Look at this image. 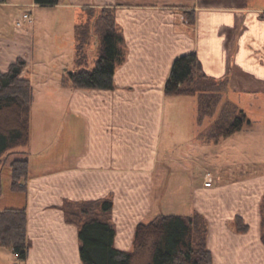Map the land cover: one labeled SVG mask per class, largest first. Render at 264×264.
Segmentation results:
<instances>
[{"label":"crops","instance_id":"crops-1","mask_svg":"<svg viewBox=\"0 0 264 264\" xmlns=\"http://www.w3.org/2000/svg\"><path fill=\"white\" fill-rule=\"evenodd\" d=\"M104 7L115 10L125 39L126 56L116 67L115 87L75 88L63 82V96L57 90L35 92L31 129L34 110L56 112L62 107L66 117L48 116L38 123L27 145L7 156L10 172L7 179L2 176L0 183V199L6 198L7 206L0 207V211L26 209L30 248L28 259L21 264H83L79 225L66 220V200L111 198L118 226L136 225L151 210L163 212L169 182L166 172L172 169L173 162L184 167L190 178L201 168L216 179L211 186H206L205 181L198 185L197 178L190 183L196 194L195 208L205 212L210 221L208 247L214 264H264V172L223 181V167H212L213 171L200 164L193 150L172 157L166 150L168 140L179 145L189 142L194 148L200 143L196 113L199 99L165 93L174 60L194 51L207 75L229 77L231 85L239 86L244 81L247 89L243 91L253 95H246L251 108L243 109L250 123L227 137L262 141L264 0H60L46 6L34 0H3L0 71H7L11 63L24 58L27 66L22 75L32 82L34 68L39 67L35 61L41 63L38 71L45 79L42 63L60 60L63 62L59 67L65 71L63 81L70 66L64 61H76V24ZM185 10L195 11V23H188ZM27 12L32 20L24 17ZM25 25H30L31 30L19 28ZM250 82L256 83L258 89H252ZM43 95L55 100L48 103ZM184 127L190 130L186 137H182ZM81 131L83 135L79 137ZM23 156L29 159V177L22 183L24 189L15 191L11 187L10 164ZM186 162L190 165H182ZM246 172L242 170L241 175ZM236 215L246 219L247 232H237L230 226ZM134 230L127 232L132 235ZM119 236L117 229L116 245L128 248L130 244ZM127 238L124 236V240ZM10 253L13 264V250L0 245V264H6Z\"/></svg>","mask_w":264,"mask_h":264},{"label":"trees","instance_id":"trees-1","mask_svg":"<svg viewBox=\"0 0 264 264\" xmlns=\"http://www.w3.org/2000/svg\"><path fill=\"white\" fill-rule=\"evenodd\" d=\"M3 0H0V2ZM46 6L60 0H34ZM189 24L195 23V11L185 10ZM94 31L100 34L99 56L92 67L88 47ZM76 64L66 74V82L75 88L113 89L118 64L126 56L123 30L116 20L115 10L104 7L95 16L81 19L75 27ZM27 66L24 58L0 71V161H7L10 152L29 143L31 110L35 92L29 78L23 76ZM222 88L230 89V79H217L206 74L198 54L194 51L178 56L165 83V93L195 95L199 99L201 116L210 115L218 104ZM228 110L216 119L208 137L218 141L241 131L250 119L239 106L230 101L223 105ZM12 190L24 189L29 177V159H15L11 164ZM69 222L79 225L80 258L83 264H132L139 253L149 250L150 264H214L213 253L207 245V220L203 214H159L148 222H140L135 230L132 250L116 245L117 228L112 213L114 201L104 198L95 201L64 202ZM264 227V198L262 201ZM237 223L239 231H246V222ZM28 215L25 208H6L0 211V245L10 247L16 255L13 264H21L29 256ZM264 240V230L262 233Z\"/></svg>","mask_w":264,"mask_h":264},{"label":"rangeland","instance_id":"rangeland-1","mask_svg":"<svg viewBox=\"0 0 264 264\" xmlns=\"http://www.w3.org/2000/svg\"><path fill=\"white\" fill-rule=\"evenodd\" d=\"M19 28L22 30L23 29L31 30L32 27L30 25H25L23 27L19 26ZM99 48H100V37L97 33H95L92 38V42L90 46L88 47L89 60L87 63H83L84 66L92 67L95 64V61L99 56ZM60 62H63V61L52 60V61H45L42 63L41 65L42 70L44 68L43 66H45V69H46L44 70V73L47 75V76L45 75V79H41V75H39L43 73L42 71H38V69H40L41 63L39 61L34 62V64L39 65V67L37 66L34 68L35 69L33 72L34 74L32 75V77L34 78L32 81L34 92H39V91L41 92L42 90H57L60 92L61 96H63L62 91L65 90V86H63L62 83L63 82L65 84H68V83L66 82V76H64V80L62 81V74L65 71H63V68L59 67V65L61 64ZM64 62H68V65H70L68 71L77 67L76 61H72V62L64 61ZM121 64L122 62L119 65ZM219 79H222V78H219ZM249 85L252 87V89H255V88L258 89L256 83L250 82ZM246 87L247 86L245 85V82L240 81L239 86L236 85L235 83H233L232 85L230 84V88H231L229 89L230 93L229 91L227 92L229 93L230 98L232 99V102H235L239 106V109L241 110L245 109L246 107L251 108L248 105L246 95L248 96L251 95V97H253V95L249 94V92L245 93L243 91V88L244 90L247 89ZM222 91H223V93L221 94L222 97L220 98L212 114L201 116L200 110H199V103H198V112L196 110V113H198V121L200 122V129H199V135H198L200 143L198 144V147H196L197 149L190 146L191 143L189 142H184L181 145H179L176 143H172L171 140H168L167 145H166V150L168 153H170L172 157L178 156L180 153L182 154L190 153L191 152L190 150H193V154H198V160L200 164L207 165L210 169H212L213 167L216 170L219 168L221 169V167H223L221 169L222 171L221 175H222L223 181H233V180L240 179L242 176L262 174L264 172V138L262 141H258V143H256L254 141L251 142L250 139L241 140L242 138H244L243 136L222 137L220 138L221 140L219 139L220 142L217 143L215 139H211L208 137L209 129L213 126L214 121L218 119L222 113L228 110V108L226 109L223 106L224 103L229 100L231 101V99L228 97L226 91L223 88H222ZM43 96H44L43 99L48 103L55 100L52 97H46L45 95ZM189 97L190 98H186V99H198L197 96L195 95L189 96ZM61 99L62 98H57L58 101ZM183 109H186V108H183ZM48 111L49 109L45 111L42 109L37 110V111L34 110L33 112V123L34 124L32 125V129H31L32 134L35 133L38 123L41 124L44 121H46L48 116L49 118L53 116L55 117V119H57L58 117L60 118L66 117L65 109L62 107L58 108L56 112H52V111L48 112ZM250 112H252L251 109H250ZM249 117L250 118L252 117L251 114H249ZM68 118H69V114L67 115V120ZM189 131L186 130L184 127L182 137L183 136L186 137V135L188 136V133H190ZM174 132H178V131L175 130ZM78 135L79 137H81V135H83V131L78 132ZM207 142H214V144L209 145L207 144ZM23 147L24 146H21L19 148H23ZM242 147H243V150H242ZM16 156L18 157V155ZM257 156H262L263 159H256ZM17 157H12V158H17ZM6 162L7 161L4 162L3 160L0 161V183H1L2 176H3V180L7 179V175L10 172L9 166L6 164ZM171 165H173L172 169L166 172L169 176V179L167 177V182L168 180L169 182H168V186H167L168 188H167V192H166V196L164 200L163 212L158 213V211L156 212L154 210H151L147 213L145 212V216L143 215L144 211L140 212V213H143L142 214L143 216H141L140 218V222H148L154 217H156L157 215L162 214V213L193 215L195 212H199L203 214L207 220L206 235H207V245H208V239H209L210 227H211L210 221L205 212H203L202 210L198 208H195L196 194H195L194 188L191 186L190 183H191V180L194 181L195 178H197L198 185L203 184V181L206 182L207 180H212L213 182L214 175L211 178L210 174H206L208 170H202L200 168V170L197 172V175L196 176L193 175V177L190 178L189 172L186 173L187 171L184 169V167H180L174 162L171 163ZM182 165L189 166L190 163L186 162V163H183ZM239 166H241L242 170L244 169L247 170L246 175L244 174L241 175L242 170L239 171L240 169ZM214 180L216 179L214 178ZM2 191H4V187ZM9 198L11 197H8V200ZM89 201H95V200H89ZM5 202H6V198L0 199V207L3 208L7 206L5 205ZM200 205H201V202H200ZM63 210H64V207H63ZM64 214H65V210H64ZM112 217H113V213H112ZM237 217L243 219V222L245 223L246 219L243 216L236 215L232 223H230V226L234 228V230L237 232H241V233L247 232L249 228L246 231H239L237 229L236 224L241 222L240 219H237ZM65 218L68 221L66 214H65ZM113 220H114V217H113ZM140 222L132 226H126V225L118 226L116 225V222H115L116 228L119 229V232H120L119 239L123 241L124 243L127 242V244H130L129 247L126 248L125 250L133 249L135 230H136L137 225ZM262 224H263V221H262ZM129 229H135L134 234L132 235L128 234L127 230ZM124 236H128V238L124 240ZM8 248L11 249L10 247ZM150 257H151V254L149 250H145L134 257L132 264H150ZM11 260H13V254L10 253V255L5 259V263L12 264Z\"/></svg>","mask_w":264,"mask_h":264},{"label":"built area","instance_id":"built-area-1","mask_svg":"<svg viewBox=\"0 0 264 264\" xmlns=\"http://www.w3.org/2000/svg\"><path fill=\"white\" fill-rule=\"evenodd\" d=\"M24 17H25L26 19H28V20H32V15H31L29 12L25 13ZM18 24L21 25L20 22H19ZM205 185H206V186H211V185H212V180H207V181L205 182Z\"/></svg>","mask_w":264,"mask_h":264}]
</instances>
